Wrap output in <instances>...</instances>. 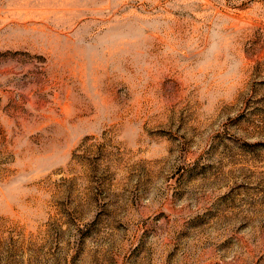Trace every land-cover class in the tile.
I'll return each instance as SVG.
<instances>
[{"label": "rangeland", "instance_id": "rangeland-1", "mask_svg": "<svg viewBox=\"0 0 264 264\" xmlns=\"http://www.w3.org/2000/svg\"><path fill=\"white\" fill-rule=\"evenodd\" d=\"M0 264H264V0H0Z\"/></svg>", "mask_w": 264, "mask_h": 264}]
</instances>
